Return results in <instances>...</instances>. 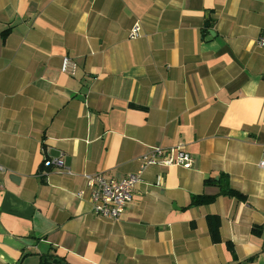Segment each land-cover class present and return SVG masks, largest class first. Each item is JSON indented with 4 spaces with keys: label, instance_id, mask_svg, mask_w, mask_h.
<instances>
[{
    "label": "crops",
    "instance_id": "1",
    "mask_svg": "<svg viewBox=\"0 0 264 264\" xmlns=\"http://www.w3.org/2000/svg\"><path fill=\"white\" fill-rule=\"evenodd\" d=\"M261 37L264 0H0V264H264ZM179 144L193 167H147L120 218L77 195ZM221 174L246 201L187 206Z\"/></svg>",
    "mask_w": 264,
    "mask_h": 264
},
{
    "label": "built area",
    "instance_id": "2",
    "mask_svg": "<svg viewBox=\"0 0 264 264\" xmlns=\"http://www.w3.org/2000/svg\"><path fill=\"white\" fill-rule=\"evenodd\" d=\"M141 35V24L135 22L131 28L130 37L136 39ZM258 43L264 46V37L259 38ZM61 70L67 74L75 75L77 63L69 56H65ZM193 163L194 159L184 144L171 148L156 147L141 157L138 171L129 173L123 178L107 176L103 172L93 174L85 172L82 175L85 187L80 189L77 195L82 198L88 196L97 215L118 219L132 201L135 187L142 180V174L147 167L160 165L192 168ZM45 165L64 167V162L61 158H51L45 160ZM260 166L264 167V160L260 162ZM4 170L5 167L0 162V171ZM66 171L70 174L73 173L71 169H66Z\"/></svg>",
    "mask_w": 264,
    "mask_h": 264
},
{
    "label": "trees",
    "instance_id": "3",
    "mask_svg": "<svg viewBox=\"0 0 264 264\" xmlns=\"http://www.w3.org/2000/svg\"><path fill=\"white\" fill-rule=\"evenodd\" d=\"M205 184H215L220 188L218 194H194L191 196V200L187 206H198V205H205L213 202L218 195L225 194L231 195L236 197L238 200L246 201L247 195L241 192L240 190L234 188L231 185L229 176L227 174H221L218 180H215V177L210 176L205 180ZM208 223H209V230L212 236V240L214 242L220 241V219L217 215H208ZM258 229V230H257ZM253 231L259 233V227L255 226ZM229 247L232 249L230 243H228Z\"/></svg>",
    "mask_w": 264,
    "mask_h": 264
},
{
    "label": "water",
    "instance_id": "4",
    "mask_svg": "<svg viewBox=\"0 0 264 264\" xmlns=\"http://www.w3.org/2000/svg\"><path fill=\"white\" fill-rule=\"evenodd\" d=\"M217 179H218V177H217Z\"/></svg>",
    "mask_w": 264,
    "mask_h": 264
}]
</instances>
